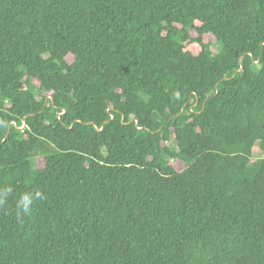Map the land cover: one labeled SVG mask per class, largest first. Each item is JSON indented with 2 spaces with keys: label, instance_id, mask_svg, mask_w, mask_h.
<instances>
[{
  "label": "trees",
  "instance_id": "trees-1",
  "mask_svg": "<svg viewBox=\"0 0 264 264\" xmlns=\"http://www.w3.org/2000/svg\"><path fill=\"white\" fill-rule=\"evenodd\" d=\"M0 96V264H264V0H0Z\"/></svg>",
  "mask_w": 264,
  "mask_h": 264
},
{
  "label": "rangeland",
  "instance_id": "rangeland-1",
  "mask_svg": "<svg viewBox=\"0 0 264 264\" xmlns=\"http://www.w3.org/2000/svg\"><path fill=\"white\" fill-rule=\"evenodd\" d=\"M5 98L3 96H0V100L3 101ZM163 107L166 106V104H162ZM57 151L60 150V148L56 149ZM264 159V141L258 142L254 148L253 155L246 167V170L244 171V175L246 177L254 176L261 164V161ZM189 162L186 161V165H188ZM31 173L28 174L25 178V183L28 185H31L34 181L37 166L35 162H31L30 165ZM232 178L234 181H238L241 178V175L239 173H234L232 175Z\"/></svg>",
  "mask_w": 264,
  "mask_h": 264
},
{
  "label": "water",
  "instance_id": "water-1",
  "mask_svg": "<svg viewBox=\"0 0 264 264\" xmlns=\"http://www.w3.org/2000/svg\"><path fill=\"white\" fill-rule=\"evenodd\" d=\"M240 71H243V68L241 67V69H240ZM236 74V73H235ZM234 74V75H235ZM234 75H233V77H234ZM229 78H226V79H224V80H228ZM28 116V115H27ZM27 116H25V118H24V120H23V124H22V126L21 127H16L17 129H22V128H24V126H25V121H26V117ZM113 118V116L111 117V119ZM12 124L13 125H15V123L14 122H12ZM16 126V125H15ZM94 128L97 130V131H101L102 130V128H98L96 125H94Z\"/></svg>",
  "mask_w": 264,
  "mask_h": 264
}]
</instances>
